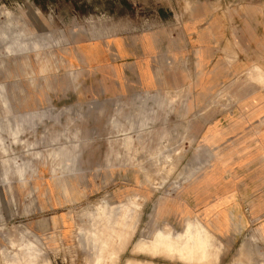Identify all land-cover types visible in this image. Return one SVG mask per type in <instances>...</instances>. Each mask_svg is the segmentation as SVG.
<instances>
[{
    "label": "rangeland",
    "instance_id": "1",
    "mask_svg": "<svg viewBox=\"0 0 264 264\" xmlns=\"http://www.w3.org/2000/svg\"><path fill=\"white\" fill-rule=\"evenodd\" d=\"M158 10L151 0H0V264H20L27 244L39 264H88L87 213L129 198L123 237L109 241L102 264H264V212L254 219L244 207L217 235L194 213L197 200L182 196L183 181L204 170L203 152L193 137L173 134V104L108 102L73 60L82 42L155 26ZM257 76L263 87L264 73ZM186 200L189 212L180 210ZM187 221L216 238V259L203 257L204 242L187 258L136 249L158 231L175 238Z\"/></svg>",
    "mask_w": 264,
    "mask_h": 264
},
{
    "label": "crops",
    "instance_id": "2",
    "mask_svg": "<svg viewBox=\"0 0 264 264\" xmlns=\"http://www.w3.org/2000/svg\"><path fill=\"white\" fill-rule=\"evenodd\" d=\"M151 1L155 26L82 42L73 60L108 102L173 104V134L203 152L182 196L222 234L244 207L254 219L264 212V0ZM187 200L181 211L192 210Z\"/></svg>",
    "mask_w": 264,
    "mask_h": 264
},
{
    "label": "bare ground",
    "instance_id": "3",
    "mask_svg": "<svg viewBox=\"0 0 264 264\" xmlns=\"http://www.w3.org/2000/svg\"><path fill=\"white\" fill-rule=\"evenodd\" d=\"M253 71L256 73H259L258 70H253ZM166 158H167V156L165 154L163 156L157 158L158 159L157 163L159 164V166L162 164L164 167L163 162L166 160ZM157 163H155V164H157ZM154 167L156 168V166H154ZM157 167H158V165H157ZM163 167H162V169H163ZM160 168H161V166H160ZM164 170L165 169H163L162 171H164ZM166 171H167V168H166ZM143 173H144V171H143ZM145 174H146V171H145ZM143 178H144V176H143ZM126 202L127 203H125L123 205L121 204L117 210H113L112 207H109L106 204L105 205H99L98 204L93 208L92 212L87 213L88 217L92 221V224L90 225V229L84 231V234L86 237V241L87 242L89 241V243H92L91 250H93L90 253L91 254L90 258H87V257L85 258L86 261L88 262V264H102L103 263L102 260L105 259V258L103 259V251L109 245V241L111 239H113L114 237L121 238L122 231L120 229L123 226V223H124L126 217L128 216V212H129V208H128L129 206L128 205L130 203H133V200H132V198H129V199H127ZM185 226H186V228L183 229V231L179 232V234L175 238H172V237H174V235H172V237H171L167 233H166L167 235H165V234L158 231L155 234V236H153L152 240H150V241L140 240L138 242V244H136V249L139 252H141L143 250L144 246H147V247L153 246L154 250L157 248L163 247L164 251H166V252L168 251L174 255H177V258H178V256L182 257L180 252L184 251L186 253V256L184 258H187L188 255H190V254H193L195 252H200V250L202 248V244L204 242L206 250L202 253L203 257L204 258H211L213 260L216 259L217 254H218V248L213 247L214 245H212L214 243V241L216 240V238L213 235L208 234V232L205 231L202 228V226L195 225L193 228H191L190 225L188 224V221L186 222ZM101 227H104L108 231L106 235L101 232ZM162 232H164V231H162ZM81 235H83V234H81ZM125 235H126V232H125ZM131 235H132V233H131ZM129 236H130V234H129ZM250 241H251V243L253 242V237L250 238ZM124 243H125V240H124ZM82 245H84V244H82ZM19 251H20V261L15 259L14 262H16V263L21 262L20 264H37L38 263L37 259L39 258V254H38L37 250L34 249L31 245L27 244L24 247L20 248ZM106 252L108 253L107 250H106ZM166 252H164V253H166ZM164 253H163V255H164ZM166 254H169V253H166ZM172 254H171V257H172ZM0 259L2 260V258H0ZM7 259L8 258H6V260ZM4 260H5V258H4ZM112 261H114V260H112ZM7 262H5V263H7ZM42 262H43V264L46 263L44 260ZM126 263H127V261H126Z\"/></svg>",
    "mask_w": 264,
    "mask_h": 264
}]
</instances>
